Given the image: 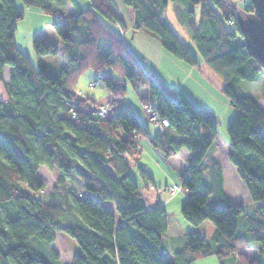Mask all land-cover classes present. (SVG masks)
<instances>
[{
  "label": "trees",
  "instance_id": "trees-1",
  "mask_svg": "<svg viewBox=\"0 0 264 264\" xmlns=\"http://www.w3.org/2000/svg\"><path fill=\"white\" fill-rule=\"evenodd\" d=\"M89 1L83 9L77 0H23L60 17L52 26L61 47L41 39L32 43L36 55H61L67 61V67L56 69L44 63L36 67L17 46L24 12L15 0H0V85L7 95L0 100V264H61L51 247L61 233L82 250L71 264H192L210 255L222 264H264V109L240 87L264 73L247 51L239 24L253 11L251 0L122 2L133 14L134 29L148 31L176 58L200 67L165 20L168 6L178 4L179 19L236 110L228 126V159L254 203L252 213L233 204L224 190L223 167L211 154L219 135L216 124L181 91L175 99L168 96L128 50L120 33L128 26L113 0ZM70 2L76 13L65 19ZM87 70L98 74L116 103L125 102L122 114L101 118L83 109L92 98H81L74 89ZM129 88L142 102H156L170 125L152 136L126 100ZM178 135L183 140H176ZM141 137L166 159L183 150L191 154L181 175L188 194L182 215L191 231L160 202L147 209L130 174L131 163L141 156ZM41 167L57 174L46 200ZM139 170L151 181L146 170ZM207 170L212 186L204 184ZM238 220L245 234L238 233ZM211 223L215 231L209 241L204 231ZM168 235H184V249L167 248ZM251 243L258 245L254 258L244 250Z\"/></svg>",
  "mask_w": 264,
  "mask_h": 264
},
{
  "label": "rangeland",
  "instance_id": "rangeland-1",
  "mask_svg": "<svg viewBox=\"0 0 264 264\" xmlns=\"http://www.w3.org/2000/svg\"><path fill=\"white\" fill-rule=\"evenodd\" d=\"M15 1L24 12V18L17 24L16 37L20 47H24L23 49H26L25 47L29 42L31 52L28 55L32 63L36 67H38L41 63H47L56 69H63L67 67V61L61 55H36L32 47L34 40L32 41V38L30 39V35L35 34L36 31H39L38 36L45 42L54 41L55 38L60 39L52 26L53 20L57 18L56 15L49 16L39 8L25 5L23 0ZM77 1L84 9H87L89 6H91V2L89 0ZM113 1L119 14L127 20L128 14L122 0ZM178 8L179 7L177 3H171L166 11L165 20L170 25L172 30L179 36L180 40L186 44L187 47L195 54L196 58L198 60H202L195 44L190 38L188 31L179 19ZM74 12L73 4L70 2L64 12L65 19L73 15ZM197 15V19H199V8L197 9ZM115 28L117 29L119 27L116 25ZM120 33L122 36L126 34L121 30ZM124 39L128 50L131 51V53L146 69H148L150 72H154L153 69L155 67L158 68L157 72L154 73H156L158 84L160 87H162V89H164V92L167 95H177L179 91L182 93L185 91L188 94L190 101H192L196 107L202 108L204 115L212 117V121L219 129V135L211 154H213V156L225 168L227 193L231 196V202L233 204L242 205L248 213H252V211L255 209L253 205L254 203L251 201V199V204L246 202V196H248L247 198H250L246 191V187L243 181L239 178L236 168L230 163L228 159L230 150L228 126L232 122L236 114V110L230 105L228 98L222 93V80L217 75H215L207 65H204L202 68L199 66H191L185 61L176 58L173 54L163 49L158 38L154 37L144 29H138L134 38L133 34L130 33L123 37V41ZM160 50H164L162 54L160 53ZM25 53L27 54V52ZM109 72L113 75H116L113 69H110ZM240 87L244 93L256 99L257 103L262 105V108L264 109V73H262L255 82L243 81L240 84ZM75 89L83 96L91 97L97 101H106L108 97L113 96L108 91L104 83L100 80L98 74L92 70L85 71L79 77ZM5 96L6 92L2 85H0V100L5 98ZM126 100L135 109L139 118L144 123L146 120L148 121V115L143 109V105L147 102H142L140 96L131 88L128 89ZM100 104H105L106 106L109 105L106 103ZM120 105L125 107L126 104L125 102H118L114 105V107ZM146 125L152 136L160 132V130L154 125L150 124L149 121L148 124L146 123ZM177 140H183V137L178 135ZM139 144L141 147L143 144H145V146H149V150L146 151L145 149L143 150V147L141 148L140 159L138 160V163H131L130 174L141 187L143 184V179L140 175L139 167L150 171L154 177L156 187L161 188L160 190L162 192L165 189L168 190V193H165L168 200L164 202L166 210L174 213L181 220L183 226L188 231H191L193 229L192 225L182 215V207L186 202L188 194L183 192L177 193L173 192L172 190V188L175 186H182L181 175L184 174L187 169V162L182 157V155H180V157H176V155L170 159L164 158L161 153L151 145L148 138H139ZM157 161H159V164H157ZM39 176L46 184V189L41 193V198L46 200L47 193L52 190L57 174L56 171H51L47 167H41L39 170ZM233 177L237 183L239 182V188L237 187V184H234ZM203 180L205 185L212 186V172L207 170L204 173ZM166 186L167 188L164 189L163 187ZM147 200L149 201V199ZM106 206L112 211L115 210L114 205L110 202H107ZM237 225L238 233L245 234V229L242 226L240 220H238ZM214 231V224H209L204 231L205 238L210 241ZM185 245L186 239L184 235H168L165 238V246L167 248L171 247L177 248V250H182L184 249ZM51 247L59 254V260L61 264H71L74 254L82 253V250L77 242L64 233H61L57 236L56 241L51 245ZM244 250L251 258H254L259 254L258 245L256 243H251ZM192 264L222 263H220L216 255H210L199 258L193 261Z\"/></svg>",
  "mask_w": 264,
  "mask_h": 264
},
{
  "label": "crops",
  "instance_id": "crops-1",
  "mask_svg": "<svg viewBox=\"0 0 264 264\" xmlns=\"http://www.w3.org/2000/svg\"><path fill=\"white\" fill-rule=\"evenodd\" d=\"M81 6V5H80ZM82 7V6H81ZM90 7V6H89ZM88 7V8H89ZM83 8V7H82ZM84 9V8H83ZM126 9V11H127V20L126 19H124L122 16V18L124 19V21H125V23L127 24V26H128V28L125 30V32L124 33H126L124 36H126L127 34H130V33H132L133 34V38L136 36V31H137V29H134V24H133V14L129 11V10H127V8H125ZM75 11V13H76V9L74 10ZM39 35V31H36L35 32V34H33V35H30V39L32 38V41L33 40H35V39H40V37L38 36ZM17 36V35H16ZM33 36H35V37H33ZM38 36V37H37ZM123 36V37H124ZM16 39V44H17V46L23 51V52H27V54H30V52H31V49H30V45H29V42H28V44L26 45V49H23L22 47H20V45L18 44V40H17V37L15 38ZM31 41V42H32ZM47 42H49V43H54V44H56L58 47H61L62 46V43H61V40L60 39H54V41H47ZM124 43H125V39H124ZM126 44V43H125ZM164 49V48H163ZM26 50V51H25ZM163 51L164 50H160V53L162 54L163 53ZM137 59V58H136ZM138 60V59H137ZM139 61V60H138ZM199 63H200V67L202 68L204 65H205V63H204V61L203 60H199ZM44 64H47V63H44ZM49 65V64H48ZM52 66V65H51ZM143 66V65H142ZM144 67V66H143ZM145 68V67H144ZM146 69V68H145ZM147 71H149L148 69H146ZM157 70H158V68L157 67H155L154 69H153V71L154 72H157ZM150 72V71H149ZM154 72H150V73H152L154 76H155V78H156V73H154ZM9 80V74L7 73V71L5 72V81H8ZM156 80H157V78H156ZM164 90V89H163ZM74 92L78 95V96H80L81 98H83V97H86V96H83L80 92H78L76 89L74 90ZM175 93V92H174ZM188 98H189V96H188V94L184 91L183 92ZM168 96H170L171 98H173V99H175L176 98V95L175 94H172V95H168ZM7 99V95L5 96V98H3L2 99V101H5ZM139 99V98H138ZM100 103H106V104H109L108 106H109V113H108V115H107V117L106 118H111V117H113V116H118V115H120V114H122L123 113V111H124V106H122V105H120V106H115L114 107V105L115 104H117L116 102H115V98H113V96H110V97H108V99L106 100V101H97V100H94L93 98H92V100H88V103H86L84 106H83V109L86 111V112H88V113H92L93 114V112H94V110H95V108L100 104ZM141 103V102H140ZM258 105L262 108V105H260L259 103H258ZM111 106H112V109H111ZM202 109V108H201ZM263 109V108H262ZM204 110V109H203ZM207 118H209L210 120H212V117H209L208 115H205ZM148 124V121L146 120V122H145V124ZM175 139L177 140V136H175ZM217 139H218V137L216 138V140H215V142H214V144L217 142ZM140 145V144H139ZM143 150L145 149L146 151H148L149 150V146H145V144H143ZM141 147V145H140V149L142 148ZM180 155H182V157L185 159V161L187 162V165H188V160L190 159V157H191V154H189L188 152H184V150L183 151H181L176 157H180ZM212 156H213V154H212ZM214 157V156H213ZM181 159V158H180ZM157 164H159V161H157ZM148 166V165H147ZM223 167V179H224V190H225V192L227 193V179H226V174H225V168H224V166H222ZM139 168H141V167H139ZM145 170V169H144ZM140 171V170H139ZM149 174H150V177H151V181H145L144 179H143V184H142V186H141V188H142V194H143V197L145 198V200H146V207H147V209H152V208H154L155 207V205H156V203L157 202H160L162 205H164V202L166 201V200H168V198L166 197V194L165 193H163L160 189L161 188H157L156 187V185H155V180H154V177L152 176V173H150V171H148V170H146ZM232 171V170H231ZM233 180H234V184H237V187L239 188V182L237 183L236 182V180L234 179V177H233ZM236 182V183H235ZM137 183V182H136ZM138 184V183H137ZM139 185V184H138ZM140 186V185H139ZM164 189L165 188H167V186L166 187H163ZM232 188H234V187H232ZM247 191V190H246ZM227 195L230 197V199H231V196L227 193ZM248 196H246V202H248V203H250L251 204V202H250V198H247ZM147 199H149V201L147 200ZM187 200V199H186ZM165 206V205H164ZM169 250V249H168ZM170 256H172L171 254H169Z\"/></svg>",
  "mask_w": 264,
  "mask_h": 264
},
{
  "label": "water",
  "instance_id": "water-1",
  "mask_svg": "<svg viewBox=\"0 0 264 264\" xmlns=\"http://www.w3.org/2000/svg\"><path fill=\"white\" fill-rule=\"evenodd\" d=\"M253 11L239 20L247 51L264 70V0H251Z\"/></svg>",
  "mask_w": 264,
  "mask_h": 264
},
{
  "label": "built area",
  "instance_id": "built-area-1",
  "mask_svg": "<svg viewBox=\"0 0 264 264\" xmlns=\"http://www.w3.org/2000/svg\"><path fill=\"white\" fill-rule=\"evenodd\" d=\"M56 17H57L56 19L60 18L59 16ZM156 106H157L156 102L149 101L143 105V109L148 115L149 123L154 125L156 128L160 130V132H162L164 128L170 125V123L168 119H164L159 115V113L156 110ZM108 112H109V107L106 106L105 104L98 105L94 110V114L101 118H106ZM172 190L173 192H177V193L183 192L187 194V191L182 186H175L174 188H172ZM163 192L168 193V190L165 189L163 190Z\"/></svg>",
  "mask_w": 264,
  "mask_h": 264
}]
</instances>
